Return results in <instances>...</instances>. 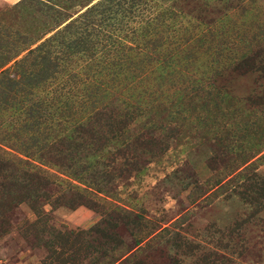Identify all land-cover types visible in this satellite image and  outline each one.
I'll return each mask as SVG.
<instances>
[{"label":"rangeland","instance_id":"obj_1","mask_svg":"<svg viewBox=\"0 0 264 264\" xmlns=\"http://www.w3.org/2000/svg\"><path fill=\"white\" fill-rule=\"evenodd\" d=\"M0 7V264H264V0Z\"/></svg>","mask_w":264,"mask_h":264},{"label":"crops","instance_id":"obj_2","mask_svg":"<svg viewBox=\"0 0 264 264\" xmlns=\"http://www.w3.org/2000/svg\"><path fill=\"white\" fill-rule=\"evenodd\" d=\"M17 1H19V0H0V6L2 5V4H7V5H10V4H14V3H16ZM0 9H1V7H0Z\"/></svg>","mask_w":264,"mask_h":264}]
</instances>
